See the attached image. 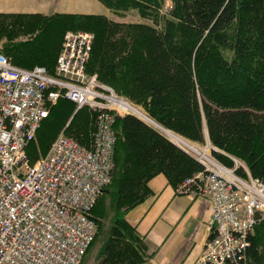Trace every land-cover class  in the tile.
<instances>
[{"label": "trees", "instance_id": "16d2710c", "mask_svg": "<svg viewBox=\"0 0 264 264\" xmlns=\"http://www.w3.org/2000/svg\"><path fill=\"white\" fill-rule=\"evenodd\" d=\"M99 1L112 10L135 7L147 21L120 22L99 13L0 11V53L18 66L39 64L53 74L64 32L90 31L89 74L139 104L165 129L192 142L207 139L239 157L248 173L264 182V0ZM166 1L170 5L163 13ZM57 100L51 118L49 109L40 122L45 129L39 125L35 132L39 140L26 144L30 161L47 142L48 130L72 113L67 102L73 101ZM81 110L86 122L79 120L66 135L87 145L95 112L90 116L80 107L71 120ZM113 130V182L101 191L109 202L95 207L96 200L90 210L97 225L94 238L101 229L95 264H143L149 253L126 212L151 194L148 181L154 175L163 173L176 187L203 167L136 115L116 116ZM212 154L233 165L220 151ZM237 172L247 175L243 167ZM244 256L245 264H264L263 214L248 235Z\"/></svg>", "mask_w": 264, "mask_h": 264}, {"label": "built area", "instance_id": "2783aa9c", "mask_svg": "<svg viewBox=\"0 0 264 264\" xmlns=\"http://www.w3.org/2000/svg\"><path fill=\"white\" fill-rule=\"evenodd\" d=\"M92 40L90 31L66 30L53 74L0 53V264H79L94 238L90 210L111 180L113 122L140 108L96 75L86 76ZM59 97L73 101L75 110L87 105L95 112L89 142L60 132L30 161L26 144ZM176 136L175 144L203 168L175 189L206 194L211 202L212 228L193 264H245L255 213L264 212V182L240 161H218L209 142L202 148ZM238 164L247 175L237 172Z\"/></svg>", "mask_w": 264, "mask_h": 264}, {"label": "crops", "instance_id": "0c3cea01", "mask_svg": "<svg viewBox=\"0 0 264 264\" xmlns=\"http://www.w3.org/2000/svg\"><path fill=\"white\" fill-rule=\"evenodd\" d=\"M93 1L0 0V11L92 13L99 8ZM148 185L151 194L125 214L145 241L149 256L143 264H193L212 228L209 196L178 192L163 173Z\"/></svg>", "mask_w": 264, "mask_h": 264}, {"label": "rangeland", "instance_id": "374dc122", "mask_svg": "<svg viewBox=\"0 0 264 264\" xmlns=\"http://www.w3.org/2000/svg\"><path fill=\"white\" fill-rule=\"evenodd\" d=\"M93 2H95V3H98V5H99V8L98 9H96L94 6H93V8L91 9L92 11V13H99V14H104L105 16H107L108 18H110V19H114V20H117V21H120V22H139V21H147V18L146 17H142L141 15H140V13H139V11H138V9L137 8H135V7H131V8H128V9H124V10H112V9H110V8H108L107 6H105L102 2H100V1H98V0H94ZM169 5H170V1H166L165 3H164V6L162 7V9H161V12H165L168 8H169ZM0 41H2V40H0ZM88 59H89V57H88ZM88 61V60H87ZM91 75H93V74H89L88 72H87V70H86V76H88V77H90ZM95 75V74H94ZM99 80V79H98ZM100 81V80H99ZM111 87V86H110ZM117 92V91H116ZM118 93V92H117ZM119 94V93H118ZM122 96V95H121ZM123 97H125V96H123ZM61 98V97H60ZM62 98H65V97H62ZM126 98V97H125ZM128 99V98H127ZM129 100V99H128ZM129 101H131V100H129ZM61 101L59 100H57L54 104H53V106L55 105V107H57V106H59L58 104L60 103ZM132 102V101H131ZM67 103H69L68 105L70 106V108H73L72 109V113H71V115L69 116V118H67V120H64V121H61L57 126H55L54 128H51V129H49L48 130V132L46 133V135H47V142L46 143H41V141H43V139L41 140V141H39L41 144H43V145H41V146H39V147H37V145H36V149H35V153H33L34 154V156L36 155V156H41V155H43V154H45L46 153V151H47V149H48V146H49V141L50 140H52V138H54L58 133H60V132H64L65 134L66 133H73L72 131H71V128L76 124V122H78L79 120L82 122H86V118H85V115H84V113H83V111L84 110H81L79 113H77L76 115V117L74 116V118L71 120V118H72V115H73V111H76L75 110V107H76V105L75 104H72V103H70V102H67ZM132 103H134V104H136L135 102H132ZM137 106H139V108H141L143 111H144V109L139 105V104H136ZM53 106H51V111H50V116H49V118H51V116H52V113H53V111H54V108H53ZM83 108H85L86 109V111H87V113H88V115L90 114V116H91V114L93 113L92 112V110L87 106V105H83L82 106ZM145 112V111H144ZM145 114L147 115V113L145 112ZM136 116H138L139 118H141L143 121H145L146 123H148V124H150L151 126H153L154 128H156L157 130H159L160 132H162L165 136H167L166 135V133H164V127H162L161 125H156L155 123H152V122H150V120H146V119H143L142 117H140L139 115H136ZM81 117V118H80ZM70 120H71V122H70ZM155 122V121H154ZM43 124H44V122H43ZM40 125V127H39V129H41V127L42 128H44L45 129V125ZM69 124V125H68ZM93 128H94V123H93ZM39 129H38V131H39ZM163 129V130H162ZM38 131H37V133H38ZM172 132V131H171ZM36 133V135H35V137H34V139H37V140H39V137H38V134ZM173 133V132H172ZM175 134V133H174ZM175 135H177V134H175ZM184 140L185 138H183V137H179L178 136V139L179 140H181L182 141V139ZM174 144H175V142L172 140V139H170ZM185 141H188V142H191V141H189L188 139H185ZM178 142V141H177ZM187 142V143H188ZM206 142H209L207 139L205 140V142H203V143H197V142H195V143H197L199 146H201L202 148L205 146V144H206ZM192 143H194V142H192ZM210 143V142H209ZM211 144V143H210ZM212 145V144H211ZM28 150H29V153H31L32 152V149H31V146H29L28 147ZM217 151H220L221 153H223L224 155H227V156H229L231 159H232V161H233V165H235L236 163H237V161H240V162H242L243 163V161L239 158V157H237V156H235V155H233V154H228L227 152H225V151H223V150H219L218 148L216 149ZM117 153L115 152V159L117 158ZM213 155V154H212ZM214 156V155H213ZM37 157V158H38ZM215 157V156H214ZM216 158V157H215ZM217 159V158H216ZM234 159V160H233ZM218 160V159H217ZM236 160V161H235ZM218 161H220V160H218ZM221 162V161H220ZM221 163H223V162H221ZM224 164V163H223ZM233 165H231V166H233ZM238 167H242L241 165H239L238 164ZM112 182H113V179H112V181H111V183H109L106 187H105V191L106 190H109L110 188H111V186H112ZM100 201V202H99ZM108 202H109V196L108 195H104V192H100V194H99V197H98V199H97V202H96V205H95V207H97V206H99V205H104V206H102V207H105V206H107L108 205ZM100 203V204H99ZM94 207V208H95ZM94 210V209H93ZM263 215H264V213H263ZM102 221L104 222V224L106 225L107 224V222H108V220L107 219H102ZM103 224V226H105ZM255 230V229H254ZM100 231H101V229L99 228L98 229V232L100 233ZM97 232V234H96V236H95V238H94V240L92 241V243L90 244V246L86 249V251L83 253V255H82V257H81V259H80V262H79V264H95L96 263V257H97V253H98V246H99V242H98V238L100 237V234ZM262 248V247H261Z\"/></svg>", "mask_w": 264, "mask_h": 264}, {"label": "bare ground", "instance_id": "6f19581e", "mask_svg": "<svg viewBox=\"0 0 264 264\" xmlns=\"http://www.w3.org/2000/svg\"><path fill=\"white\" fill-rule=\"evenodd\" d=\"M139 113H137L140 117H142L143 119H146V120H150V122H154L148 115H146L142 110L140 109H137ZM158 124V123H157ZM164 131L167 132L168 136L171 138V139H176L177 136L172 133L170 130H167V129H164ZM169 138V139H170Z\"/></svg>", "mask_w": 264, "mask_h": 264}, {"label": "water", "instance_id": "95a60500", "mask_svg": "<svg viewBox=\"0 0 264 264\" xmlns=\"http://www.w3.org/2000/svg\"><path fill=\"white\" fill-rule=\"evenodd\" d=\"M152 123H155L156 125H158L156 122H152ZM163 129H165V128H163ZM163 129H162V130H163ZM163 131H164V130H163ZM164 133H166V135L168 136V134H167L166 131H164ZM255 218H256V219H259V218H260V213H256V214H255Z\"/></svg>", "mask_w": 264, "mask_h": 264}]
</instances>
